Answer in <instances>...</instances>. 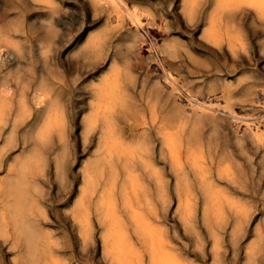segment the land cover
<instances>
[{"label":"bare ground","instance_id":"6f19581e","mask_svg":"<svg viewBox=\"0 0 264 264\" xmlns=\"http://www.w3.org/2000/svg\"><path fill=\"white\" fill-rule=\"evenodd\" d=\"M39 1L52 12L47 19L50 27L59 28L66 23L68 12L63 0ZM89 1L103 13L105 22L81 47L87 57L96 61L100 73L92 90L89 112L82 120L84 144L87 141L95 144L96 154L84 167L83 185L71 213L80 237L85 242L92 239L96 213L103 228L104 252L114 264H133V249L125 245L128 238H134L130 223L145 246L137 253V264H184L165 250L164 241L158 240L151 224L135 209L137 183L143 176L153 179L158 196L165 197L170 192L165 180L168 177L165 170L170 167L180 198L194 195L206 198L205 209L211 210L212 216L205 218L215 238L211 264H221V241L213 222L221 224L227 208L245 215L247 204L229 199L250 191L243 175V159L223 138L232 134L248 156L249 145L264 149V78L241 73L247 63H256L258 67V61L264 58V0H183L182 13L187 26L201 34V42L232 60L215 67L200 64L190 69V74L183 65L188 59L193 60L192 54L178 39L184 32L173 26L172 17L176 13L172 6L159 0ZM144 27L159 30L165 37L163 43L141 35L138 30ZM20 31L26 33L16 24L12 34L19 36ZM255 39L260 43V53L254 50ZM144 46L149 47L157 63L146 68L127 61L132 50L140 53ZM6 64L0 51V70H6L1 74L4 85L0 88V165L5 160L8 163L7 175L0 180V235L17 245H25L27 264H65L51 257V234L43 232L41 226L55 221L33 194L42 182L41 177L49 175L46 167L53 150L57 149L56 176L60 183L67 182L71 125L65 104L45 90L54 81L42 74L38 76L39 88L32 100H26L23 91L21 98L15 100L20 88L12 85V71ZM140 68L142 85L144 88L149 85L150 89L148 93L142 92L143 102L137 106L132 92L137 87L136 74ZM23 76L21 72L16 77L18 84L29 79L27 74ZM34 110L38 117L30 124ZM126 125L133 135H127ZM21 128L25 129L22 139ZM16 151L21 154L14 155ZM160 162L166 165L163 170L157 168ZM141 190L145 198L150 195L147 188ZM183 205L187 206L184 202ZM183 220L187 223L188 218ZM240 223L241 220L233 236ZM154 229L159 231L157 227Z\"/></svg>","mask_w":264,"mask_h":264},{"label":"rangeland","instance_id":"374dc122","mask_svg":"<svg viewBox=\"0 0 264 264\" xmlns=\"http://www.w3.org/2000/svg\"><path fill=\"white\" fill-rule=\"evenodd\" d=\"M159 1L168 7L172 6L176 13L173 15L174 18L172 17L173 26L175 28H181L184 32L182 35L178 36V39L183 45L189 48L192 54L193 60L188 59L189 62L183 65L188 74L191 73L190 69H195L200 64H210L215 67L219 63L223 65L227 61L230 63L232 62V60L223 55L222 52H217L211 48L210 44L201 42L199 39L201 34L187 26L186 18L182 13L183 0ZM43 3L44 2L41 3L39 0H0V51L2 52V57L7 62L6 68H10L12 71V85L16 89L20 88L17 89L18 95L15 100L18 101L23 92H25L26 100H32L35 91L39 88L38 76L42 74L49 78L50 81L51 79L54 81V83L51 82L44 88L46 91L49 90L54 96L56 95V97L65 104L67 116L71 125L68 140L69 158L66 166L67 182H61L62 185L56 176V165L54 162L57 152L56 149L49 153V162L46 167L49 175L44 178L41 177L42 182L39 188L33 191L36 199L41 203L40 206L46 210L49 218L55 221V224H51L52 226L48 224L42 225V231L51 234V257L59 263L114 264L104 252L102 240L103 228L98 222L96 213L93 215V237L88 242L83 241L80 237L78 232L79 227L71 214L73 212V205H75L83 185L84 167L96 154L95 144L90 145L88 141L84 144L82 120L85 114L87 115L89 112V105L93 97L92 90L97 85L99 80L97 75H99L100 71L99 68L96 67V61L89 56L87 57L84 52H82L81 47L92 34L100 31L104 27V15L100 10H96L89 0H63V3H65L64 5L67 6V21L59 28H52L47 21L52 12ZM250 21L251 18L248 21L249 27L251 26ZM16 24L22 30H26V33L24 34L20 31L19 36L12 34V29ZM140 30H138V32L141 35L145 34L146 36L152 37V39L157 38V42L159 41L158 44H162L165 39L162 33L157 29L144 27V29ZM136 31L137 30L133 28V32L136 33ZM70 37H73L74 40L70 41ZM41 43H43V45ZM14 44L16 46H14L15 48L12 46ZM254 50L259 53L261 52L258 39L254 40ZM39 51H41V53ZM142 51L143 52L140 51L139 53L136 50H132L129 53V57H127V61L138 63L146 68L157 63V61L152 58L149 47L144 46ZM258 63V67L256 63H247L246 69L241 71V73L249 72L264 78V58L260 59ZM106 65L107 68H109L110 65L108 62ZM5 72L6 70H0L1 89L4 85L1 76ZM21 72L24 73V76L27 74L29 79H24L21 84H18L20 81H17L16 77L20 75ZM136 76L137 87L133 89L132 95L133 100L138 106L143 102L142 92L145 90L146 93H148L150 86L148 85L147 88L143 87V73L141 68ZM34 112L35 115L30 124L38 117V112H36V110H34ZM126 129L127 135L134 134L129 126L126 125ZM24 132L25 129L21 128V139ZM223 141H226L236 154L240 155L243 159L242 162L245 164V172L243 175L248 180V188L250 191L246 194L233 195L229 199L239 204L246 203L247 213H245V215L227 208L224 210L222 223L218 225L213 222L214 227H217H215V229H217L219 233L218 238L221 241V264H264V149H256L249 145L247 147V152H249L251 160H248L249 156L247 153H244L246 150H242L238 147V143L232 134H226ZM20 154V151L14 153V155ZM7 168L8 163L5 160L2 166L0 165V180L4 179L7 175ZM157 168L163 170V168H166V165L165 163H161L157 165ZM165 171L168 175L165 180L170 190L165 197L157 195L156 184L152 178L149 176L141 177L139 183L142 185L137 183L138 198L137 207L135 208L139 210L137 213L142 215L149 225L151 224L150 228L154 231L158 240L164 241L165 250L169 254L175 256L177 260H183L184 264L213 263L214 256L212 248L215 243V238L205 218L207 215L212 216L211 210L205 209L206 198L202 195L180 198L175 192L176 179L172 175L170 167L166 168ZM120 186H122V183ZM139 186L148 189L150 195H148L147 198L141 195L142 187L139 188ZM239 198L240 200H238ZM63 202L65 203L63 204ZM183 202L186 203L187 206L183 205ZM1 205L0 203V206ZM139 206H141V208ZM183 217L188 218L187 223H185ZM239 220H241L242 224L240 223L241 225L235 236H233L235 226ZM130 225V233L134 238H128L127 241H125L127 242L125 245L128 248L131 246L130 248L133 249L131 250V259L133 264H137V253H140V250L144 249L145 246L143 245L144 242L134 234L133 225L131 223ZM152 226L154 228L157 227V229L160 227L158 229L159 231L155 230ZM252 238H254V240ZM253 244L256 245V247H253ZM25 251L26 249L23 243L17 245L12 239L0 235V264H27L24 260ZM230 255L232 256L230 257ZM146 261L147 263L150 261L148 254H146ZM247 261L249 262L247 263Z\"/></svg>","mask_w":264,"mask_h":264}]
</instances>
